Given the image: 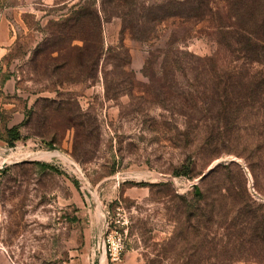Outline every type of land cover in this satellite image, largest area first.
I'll list each match as a JSON object with an SVG mask.
<instances>
[{"label": "rangeland", "instance_id": "374dc122", "mask_svg": "<svg viewBox=\"0 0 264 264\" xmlns=\"http://www.w3.org/2000/svg\"><path fill=\"white\" fill-rule=\"evenodd\" d=\"M211 4L0 0V264H114L118 234V264H264L242 234L264 225V164L250 120L219 116L232 39Z\"/></svg>", "mask_w": 264, "mask_h": 264}, {"label": "trees", "instance_id": "16d2710c", "mask_svg": "<svg viewBox=\"0 0 264 264\" xmlns=\"http://www.w3.org/2000/svg\"><path fill=\"white\" fill-rule=\"evenodd\" d=\"M247 1L251 2L249 6L242 5L241 0H223L227 6V23L220 24L219 27L226 29L232 42L229 41L230 63L225 65L224 77L227 80L221 87V93H218V111L219 116H223V120L225 118V128L240 129V118L246 117L250 120L254 140L250 148L247 144L249 151L244 157L247 158L251 169H254L264 164L262 155L250 151L253 147L255 150L264 151V0H242ZM212 2L214 0H175V4L184 9L174 15L182 19L203 20L213 11ZM237 5H240V8ZM10 133L16 137L19 135L18 131L13 132L12 128L7 129V134ZM216 167L213 170H216ZM193 194L197 199L204 197L197 184L193 187ZM262 219L260 213L253 211L249 214L245 230L242 232L249 238L246 244L247 252L253 253V258L261 262L264 261Z\"/></svg>", "mask_w": 264, "mask_h": 264}, {"label": "crops", "instance_id": "0c3cea01", "mask_svg": "<svg viewBox=\"0 0 264 264\" xmlns=\"http://www.w3.org/2000/svg\"><path fill=\"white\" fill-rule=\"evenodd\" d=\"M11 21L9 18L3 15V12L0 10V56L3 55L7 48L6 46L10 45L15 38V29L13 25L10 24ZM6 161H4L5 163ZM106 264H109L106 262ZM118 264V263H114Z\"/></svg>", "mask_w": 264, "mask_h": 264}, {"label": "built area", "instance_id": "2783aa9c", "mask_svg": "<svg viewBox=\"0 0 264 264\" xmlns=\"http://www.w3.org/2000/svg\"><path fill=\"white\" fill-rule=\"evenodd\" d=\"M104 248L108 252L111 261L115 263L121 261V256L124 249V241L119 234L108 238Z\"/></svg>", "mask_w": 264, "mask_h": 264}, {"label": "water", "instance_id": "95a60500", "mask_svg": "<svg viewBox=\"0 0 264 264\" xmlns=\"http://www.w3.org/2000/svg\"><path fill=\"white\" fill-rule=\"evenodd\" d=\"M206 175V173H203L202 175H201V177L200 178H202L203 176H205ZM196 184V183H195Z\"/></svg>", "mask_w": 264, "mask_h": 264}]
</instances>
